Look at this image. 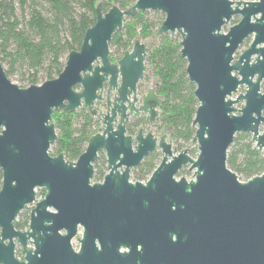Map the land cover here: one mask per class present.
I'll use <instances>...</instances> for the list:
<instances>
[{"label": "water", "instance_id": "95a60500", "mask_svg": "<svg viewBox=\"0 0 264 264\" xmlns=\"http://www.w3.org/2000/svg\"><path fill=\"white\" fill-rule=\"evenodd\" d=\"M147 11L165 15L160 35L181 37L199 103L196 159L188 150L178 152L166 136L126 132L127 105L134 108L131 98L147 73L148 45L136 40L113 63L110 42L126 18ZM234 17L240 21L230 26ZM250 37L252 44L235 61ZM241 87L245 92L234 98ZM105 91L111 114L99 115L95 107ZM161 106L150 90L140 110L154 122ZM79 109L98 117L103 132L71 163L51 155L57 141L52 114ZM263 127L264 0H137L127 11L100 8L58 78L21 88L0 62V264H89L96 240L104 253L121 246L137 253L143 246L157 264H264V173L242 182L227 165L238 134L251 135L264 151ZM157 151L163 158L150 179L132 182V171ZM101 153L110 173L93 184ZM188 166L195 180L178 179ZM39 189L46 196L35 204L29 230L17 231V218L36 202ZM79 228L84 239L76 254L71 241ZM16 239L25 248L23 262L15 254ZM30 239L35 250L26 251Z\"/></svg>", "mask_w": 264, "mask_h": 264}, {"label": "trees", "instance_id": "16d2710c", "mask_svg": "<svg viewBox=\"0 0 264 264\" xmlns=\"http://www.w3.org/2000/svg\"><path fill=\"white\" fill-rule=\"evenodd\" d=\"M137 0H0V62L7 76L21 88L40 86L63 72L68 56L80 51L86 32L97 22L101 8L131 9ZM165 15L158 11L140 12L125 20L124 27L110 42V60L121 59L140 40L148 45L147 80L155 81L162 100L157 132L166 136L181 152L196 145L193 123L199 103L196 87L187 74V61L181 55L179 35H160ZM233 23H238L235 19ZM52 123L57 141L51 155H63L75 162L89 141L101 132V123L87 110L54 111ZM161 161L155 152L133 171L135 182H145ZM104 162L96 165V180L104 175ZM228 168L242 182L264 173V151L249 134H238L228 153ZM2 173L0 172V188ZM40 196L44 193L40 192ZM30 212L25 210L15 222L17 230L28 228Z\"/></svg>", "mask_w": 264, "mask_h": 264}, {"label": "flooded vegetation", "instance_id": "af4514ba", "mask_svg": "<svg viewBox=\"0 0 264 264\" xmlns=\"http://www.w3.org/2000/svg\"><path fill=\"white\" fill-rule=\"evenodd\" d=\"M232 1H234V2H246V1H259V0H232ZM235 19H237L238 23H239L240 17H234V19L232 20L230 26L238 24V23H233V21ZM228 28L229 27H227L226 30ZM252 42H253V37H250V38H248L245 41V43L240 47L239 51L235 54V56H234L235 57V61L238 60V58L241 56V54L243 52H245L250 47ZM118 61H116V62H118ZM116 62H114V63H116ZM146 75H147V73L145 74L144 81L141 82L138 85L137 94L131 98V102H132L134 108H131L129 105H127V112H126L127 118H126V125H125L126 132H127L128 136H133V137H136V136H138L140 134H142L144 137H147L148 135L152 134V135H154L156 138H158L160 140L161 138H163L165 136L163 134H160V133L157 132L156 123H157V120H158L159 117L154 122H151L149 120V115L144 113V112H142L140 110L141 105H142L143 97L145 95H147L150 90H152V91H154L156 93L155 85H154V87L153 86L151 87L149 84L146 83ZM245 90H246L245 87H241L239 89L238 93H240V91H242L244 93ZM114 97H115L114 94H112L110 96L111 101H114ZM103 98H104V101L101 102V103H97L95 108L98 111L99 115L111 114V108L108 106L109 95H108L107 91L104 92ZM94 117L101 123V132L100 133H102L103 132V124H102V122L100 121V119L98 117H96V116H94ZM117 120L118 121H117V123H115V127H117L120 124V118L119 117L117 118ZM160 135L162 137H160ZM157 152H159L161 154V161L159 163V165H160L161 162H162L163 155H162V153L160 151H157ZM101 161L105 163L104 164V175H103V177L100 180L97 181L96 178H95L96 177V168L95 167ZM71 163H74V162H71ZM94 168H95V176H94V179H93L92 183L93 184H95V183H103L105 177L110 173L108 162H107V156H106L105 153H101L99 155V160L94 165ZM133 171H132V174H133ZM132 174H131V179H132ZM150 177L147 179V181L150 179ZM147 181H145L143 183H146ZM40 192L41 193L43 192L44 195L40 196L39 195ZM37 196L42 197V200H43L45 198V196H46V191L43 190V189L37 190L36 198H37ZM37 202L38 201L36 199V202L33 205L28 206V207L25 208V210H29V212H30V219H31V213H32L33 209L35 208V204ZM29 226H30V221H29ZM29 226H28V228L26 230L21 231V232L28 231L29 230ZM17 231H20V230H17ZM61 235H65V233H61ZM83 239H84V230H83V228H79V231H78L77 235L71 241V246L73 248V251L76 254H80L81 251H82V241H83ZM14 242H15V254H16V257H17V259L19 261L23 262L25 260L26 256H27L25 254V248L22 246V244H19L17 239ZM95 245H96L97 251L91 253V255H90V263L89 264H157V262L155 260V256L153 254H152V256H150L149 253H145V251L143 249V246H139L138 247V252L137 253L132 252L127 246H121L119 248V250L112 251L110 253H104L98 240H96ZM33 250H35L34 240L30 239L27 242L26 251H33Z\"/></svg>", "mask_w": 264, "mask_h": 264}, {"label": "rangeland", "instance_id": "374dc122", "mask_svg": "<svg viewBox=\"0 0 264 264\" xmlns=\"http://www.w3.org/2000/svg\"><path fill=\"white\" fill-rule=\"evenodd\" d=\"M130 50H131V49H130ZM130 50H129V51H130ZM14 83H15V82H14ZM146 83L149 84L151 87H152V86L154 87V85H155V81L152 80V79H151L150 81L147 80ZM240 94H243V92L240 91V93H238L237 95H235L234 98L238 97ZM242 107H243V104H239V105L236 106L237 109H241ZM261 130H264V127H263ZM160 137H162V136L160 135ZM168 141H169V140H168ZM173 146H174L175 149H177V147H176L174 144H173ZM186 149L189 151V155H190L193 159H196V158H197V155H198V147H197V145H195V146H194V145H192V146H188ZM177 150H178V149H177ZM178 152H180V151L178 150ZM177 178H178V179H180V178H186L189 182L195 180V178H194V172H189V166L186 167V168H184L183 171H181V173L177 176ZM131 181H132V182H135L134 179H133V177H132ZM1 187H2V186H1ZM0 189H1V188H0ZM41 200H42V197L37 196V201L40 202Z\"/></svg>", "mask_w": 264, "mask_h": 264}]
</instances>
